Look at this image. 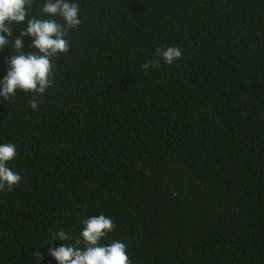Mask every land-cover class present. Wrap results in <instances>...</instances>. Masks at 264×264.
Returning <instances> with one entry per match:
<instances>
[{"label": "trees", "instance_id": "trees-1", "mask_svg": "<svg viewBox=\"0 0 264 264\" xmlns=\"http://www.w3.org/2000/svg\"><path fill=\"white\" fill-rule=\"evenodd\" d=\"M0 264H264V0H0Z\"/></svg>", "mask_w": 264, "mask_h": 264}]
</instances>
